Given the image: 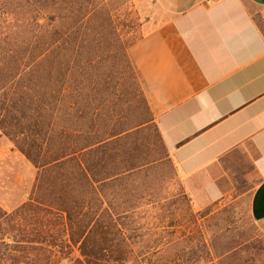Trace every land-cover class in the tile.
I'll list each match as a JSON object with an SVG mask.
<instances>
[{
	"label": "trees",
	"instance_id": "trees-1",
	"mask_svg": "<svg viewBox=\"0 0 264 264\" xmlns=\"http://www.w3.org/2000/svg\"><path fill=\"white\" fill-rule=\"evenodd\" d=\"M127 50L99 0H0V131L36 168L28 199L0 205V264L171 263L162 231L150 244L134 218L145 197L126 187L156 161L130 134L148 121L127 120ZM215 204L198 216L220 233L230 214ZM198 235L199 260L240 246Z\"/></svg>",
	"mask_w": 264,
	"mask_h": 264
},
{
	"label": "crops",
	"instance_id": "crops-1",
	"mask_svg": "<svg viewBox=\"0 0 264 264\" xmlns=\"http://www.w3.org/2000/svg\"><path fill=\"white\" fill-rule=\"evenodd\" d=\"M156 1L160 18L127 53L176 175L201 207L230 193L226 164L246 158L262 223L264 0Z\"/></svg>",
	"mask_w": 264,
	"mask_h": 264
},
{
	"label": "rangeland",
	"instance_id": "rangeland-1",
	"mask_svg": "<svg viewBox=\"0 0 264 264\" xmlns=\"http://www.w3.org/2000/svg\"><path fill=\"white\" fill-rule=\"evenodd\" d=\"M99 1L110 9L117 30L128 46L142 35L146 24L160 18L162 12L156 0ZM129 75L122 73L121 78V82L126 84L130 98L124 105L128 113L127 120L131 123L145 119L148 121L130 134L136 132L134 137L140 143L139 148L156 160L146 178H133L132 182H129L130 185L126 186L127 190H131L133 186L140 196L145 197L140 199V207L134 214V218L150 230L149 236L145 235V240L149 239L150 244H153L159 237L153 231H162L160 235H163V242L166 241L165 253L171 260L169 264L174 261L180 264H264V222H255L250 217L248 208L250 188L255 184V180L251 175H246L250 169L247 159L238 156L226 164L232 175L230 193L201 207L194 205L176 175L151 114L145 109L139 93L138 80ZM35 175L36 168L0 131V205L9 211L26 201ZM214 202V211L226 207L230 214L220 233L216 232L209 214L202 218L198 216L200 210ZM199 230L204 232L211 243L212 240L221 244L224 240L240 242L236 255L217 257L213 249L210 260H199L200 255L196 252ZM173 241H177L176 247L180 250L178 254H174ZM147 256L151 260L158 257L156 252H149Z\"/></svg>",
	"mask_w": 264,
	"mask_h": 264
}]
</instances>
